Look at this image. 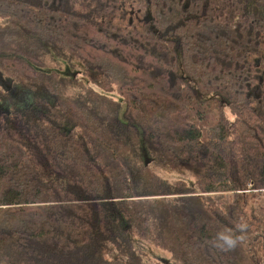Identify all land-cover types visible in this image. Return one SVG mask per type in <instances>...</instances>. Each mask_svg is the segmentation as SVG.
<instances>
[{
  "label": "trees",
  "instance_id": "1",
  "mask_svg": "<svg viewBox=\"0 0 264 264\" xmlns=\"http://www.w3.org/2000/svg\"><path fill=\"white\" fill-rule=\"evenodd\" d=\"M0 74V264H264V0H0Z\"/></svg>",
  "mask_w": 264,
  "mask_h": 264
},
{
  "label": "rangeland",
  "instance_id": "2",
  "mask_svg": "<svg viewBox=\"0 0 264 264\" xmlns=\"http://www.w3.org/2000/svg\"><path fill=\"white\" fill-rule=\"evenodd\" d=\"M134 19L135 15L133 14L132 10L130 7L124 6L122 10H119L117 12V15L115 16V22H118L119 24L125 25L127 24L128 21L132 23V20ZM137 21V19H135ZM58 68L59 70L64 71V73L71 72L73 74H76L81 70V65L78 63L77 65L71 66L68 63H61L59 66H54ZM75 72V73H74ZM6 86V87H5ZM21 87L16 84L15 81H8L5 79L4 75L0 74V93L4 94V92L12 95L8 99L9 104H14L15 101L14 99H17L16 97L18 96V91ZM116 85H113V90L114 93L112 94L114 97H118L116 92ZM31 96H33L30 92H27L26 90H21V98L17 100L16 106L21 107V106H26L25 104L27 103L28 99H31ZM1 99V98H0ZM8 103L6 101L4 103H0V107L2 110L8 111ZM0 108V109H1ZM147 161V164L150 163L149 159L145 157L144 159ZM157 173L160 174V176L168 179V180H175V179H181L183 176L179 173L176 172H168V171H162V170H157ZM187 179H190V176L186 177ZM264 192V191H263ZM226 197H228L227 194H225ZM264 193L261 194L260 196L256 197L253 202L254 206L255 204L259 205V207H262L264 209ZM145 253H146V259L149 261V264H172L170 254L164 250H161L160 248L154 246L151 242L144 241V247L141 248Z\"/></svg>",
  "mask_w": 264,
  "mask_h": 264
},
{
  "label": "clouds",
  "instance_id": "3",
  "mask_svg": "<svg viewBox=\"0 0 264 264\" xmlns=\"http://www.w3.org/2000/svg\"><path fill=\"white\" fill-rule=\"evenodd\" d=\"M221 238L227 240L229 242V244L235 243V241L231 240V238H229V237H221Z\"/></svg>",
  "mask_w": 264,
  "mask_h": 264
}]
</instances>
